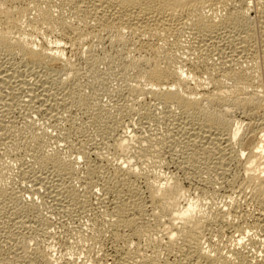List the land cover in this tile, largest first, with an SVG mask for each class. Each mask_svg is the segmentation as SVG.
Masks as SVG:
<instances>
[{
	"label": "rangeland",
	"instance_id": "1",
	"mask_svg": "<svg viewBox=\"0 0 264 264\" xmlns=\"http://www.w3.org/2000/svg\"><path fill=\"white\" fill-rule=\"evenodd\" d=\"M244 8L246 10V13L249 14L248 17L251 20V24L253 25L252 28H254V31H256L254 32L256 33L254 34L256 38L253 37L252 40L254 41H252L251 44L255 48L257 47L256 51L258 54L256 55V57L258 55L259 56L257 57V59L255 57V60L252 58H237L236 55H233V57L236 56L234 57V59L241 58V60L239 62L238 60H234L231 57L232 59L230 62V57L229 60L226 58L225 60L228 61H226L227 64L229 63L228 65L225 63L224 59H221L219 55H217L216 47L218 46L219 48H221L225 45L224 48H226V51L231 50L229 35L233 36V33L235 32L233 31V33H231L232 30L229 28L227 30L225 29L226 31L222 30L220 37L216 40V43L218 45H215L217 46L213 45L212 47L210 46V49H207L206 52H209L211 54L215 53L211 58L212 60H209L210 64L206 62L207 65L203 63L202 65L200 63L202 57L199 58V56H201L202 53L199 54L198 50L197 52L196 49L194 50V48H191L193 47L191 44L194 43L195 40L193 38V34L190 32V28L189 31L187 28H185L178 35H171V37H173H170L169 40L172 44H168L167 41H164V39H162L164 42L159 39L150 41V44H145L143 46L142 42H140L137 38L133 37L129 33H126L125 37L127 36L126 38H130L134 42L133 43L131 40H129V42L126 44L127 46L123 45L127 48L121 45L123 47L122 48L120 44L119 46H117L118 43L116 44L113 41L114 39H112V37L114 38L113 32V35H110L111 32L106 33L104 31V33L100 30H97L95 27H93L95 33L93 32V29H87L92 32V34H94L92 35L91 33L87 32L84 35L86 37L88 36L87 38H84L83 35H79L78 37L77 33H70L69 36L67 35L68 37L65 36L62 38V35L60 36V33H54V31H51L50 29L47 30V28L41 29V34L36 37V43L37 45L39 44L38 47L48 45L52 47H64V50L62 48L61 49L63 50L65 61L69 60L70 62L74 63L77 69L76 71H79L77 72V79L79 80V83L77 84V93L81 100L79 101V103L67 101V104L65 103L63 105H59V109H54V112L47 109L49 105H52L54 103L53 99L55 93L56 95L60 93H58L56 85L54 86L52 82H58L59 80L57 78H59L60 80L64 79V82L66 84V81L68 80V77L66 75H63L64 71L60 72V70H63L62 62H57L54 64L52 68H57V70L54 69V71L50 69L48 70L44 66L42 67V69L39 66L37 68V66L35 67L34 65H32V63H24L21 65L18 63V65H16V62L15 65L21 66L20 69L21 71H24V76L26 78H29V80L34 84L33 88L31 89L32 91L29 89L20 90L18 84L16 82L14 83L13 80H9L11 81V83L8 81L10 84L7 81V84H5L4 82L3 87L1 84L0 119H2V123L4 124V126L6 125L5 129L7 130L8 128V131L5 130L4 132L9 134V136L11 134L13 137L10 136L11 138L8 139L9 142L7 141L8 144L7 142H3L2 144L0 143V188L3 189V187H6L8 190L12 191L10 192L7 190L9 193H14L13 195H11V197L5 198L0 195V264H16V262L17 264H27L26 262L30 259H27V257H30L32 254L33 258L36 257L32 264H126L127 261V264H134L135 262L133 261L139 258L142 260L140 261L139 259L137 264H139V262H143V260L145 261V259L146 261H148V264H179L178 260L181 261V259H183V253L181 255V252H179V248L176 247L172 251L169 250L170 252L167 250L168 247L166 243L168 241L166 236H164L166 235V230L164 229L165 225L163 226V224H166L165 222H168V216H166V218L165 216H163L164 218L162 217V222L164 221L163 224H157V220L154 221L153 213L151 212V206H147V214H138L135 219L138 225L143 224L145 225V227H148L149 225V229L151 230L149 236L150 234L157 235L158 233H160L158 234V239L156 238L157 236H154L155 239L154 237L152 238V235L150 236L152 239H149L147 235L145 236V238L147 237V240L144 238V236L138 239V237L132 235L133 232L128 228L120 229L113 227L112 221L114 218L111 215L113 214V211L115 209V201H113L114 197L112 195L104 194L105 192L103 187H101L100 183H98L97 181H102L104 176H108V174L110 176H117L118 172L116 171V166H119L123 162L124 158H121L122 156L116 151V139L132 134L141 135L145 139L146 143L150 142L147 143L149 144L148 148L150 150H147L149 153L151 152V154L149 155H151L152 161H148V166H146L147 164H143V166L142 162L144 163V159L142 158V160L141 158H138L139 161L137 160V164L135 165H140L142 168H144V170L146 169L145 171H142L146 173L149 172L148 177L150 176L151 179L153 177H156V179L153 178V180L161 179L156 176L157 174L160 175L159 177L162 176V180H160V182L162 183L164 181H168L170 177L172 178L170 180H173L174 178L178 180L180 184H182L183 190H185L184 193H187V196L186 194H184L185 196L182 197L183 199L181 198L180 204H183L182 206H186V202L188 203L190 199V201L193 200L192 202L196 203V209H199L198 211L203 212L204 210V212H206L207 214L210 213L212 215L214 211L216 212L220 209L223 210L226 222L220 224L219 226H213L209 231V235L207 234L206 238L202 239V241H204V244L203 242L202 244L204 248L207 249V251L211 250V253H213V255H217L218 252L216 250L218 249L223 252V254L225 253L224 255L228 257L226 264H241L238 255L234 253V251L238 248V250L240 249V251L248 260L252 261V264H264V197L263 201L261 202V200L256 197L257 195H253V193L255 194V192L251 191L253 185L247 186L249 184V181L248 179H245L247 178V174H244L245 171H243V160L247 157V152L249 151L245 150V156L242 158V160H240L241 162H239V160L236 158L231 160L228 165H226L227 167H229H225V170H228L227 173L225 172V170L222 171L219 167H216L217 169H215L216 165H212L213 159H210V157H208V159H205L207 158V154L203 151V140L194 142L197 148L193 145V141L195 140L192 136H190V132L192 130H189L190 127L192 129L193 126L185 125L186 127H183V125L180 124L181 121L178 119L180 117V110L178 108H171L173 109L172 112H174L172 113L173 116H168L165 112V106L159 101L153 99L150 93L140 95L137 94L138 97L136 94L135 96L133 94L129 95L127 86L128 84H130L129 82H131L133 85L137 84L135 77L136 72L129 71V73L127 74L128 77H126L127 75L125 74L126 72L124 70L125 67H123L125 59H127L126 63H129L128 59L132 57L129 54H133V58H135L136 56V58L143 62V60L147 59L148 56H151V59L154 57H152V55H154L155 53L152 47L156 49L157 47L161 46L160 48L167 51H171L174 49L173 51H176L179 57H181L179 59L181 62L180 64H182L181 66L183 68L181 71L185 76H187V78L189 77V83L187 84L188 88L187 86H185L181 88L182 90H184L185 88L190 89V92L188 90H185L188 93H191V91H194V89L195 91L198 90V94L196 95L197 97L200 94L206 93L208 91L212 92V89H214V85L208 78L210 74H207V70H212L215 67L216 69L214 68V70L210 72H214L215 74L219 70L220 72L216 74H219L218 76H220V74L221 76H223L225 73H227L228 70H231L229 68L233 67L234 69L232 70H236L240 69V67L242 66L243 68L248 69V71L251 67V71H249V73L251 72V74H253V76H257V78L259 77L258 79L254 77L253 85L256 84L254 86L258 88L260 96L263 95L261 97L264 99V85L261 84L264 83V44H261V42L263 41L262 39H260L263 36V28L261 29V27H263L262 23L264 22V16H262L263 14L261 12L262 10H264L262 9L264 8V0H246V5H244ZM247 10L249 11V13ZM244 21L249 22L248 18H246ZM89 22L90 20L88 21V23ZM42 30H44L43 33ZM228 30L230 31V34H226V32H229ZM96 31H100L102 33L98 32V34ZM180 34H183V38L180 36ZM100 35L102 36L100 37ZM257 35L259 37H257ZM143 39L145 40V38ZM137 40L139 42H137ZM175 40H179V42H181L179 46L175 45V47H173L175 44L174 42H176ZM157 41L160 42L158 43ZM112 43L114 44L113 48ZM187 43L189 44V46ZM142 46L143 48H141ZM149 46L151 49L149 48ZM114 47L116 49H114ZM129 47L131 48L132 53L129 51ZM132 47H134L135 50L132 51V49H134ZM186 48H190V50H187ZM125 49L128 50V52H126ZM142 49L146 50L142 51ZM177 49L179 50L177 51ZM111 50H113L114 52ZM122 50H124L125 52ZM163 50H161V55H163L165 52ZM211 50L213 52H211ZM110 52L114 54V56L117 54L115 56L117 60L115 59V57H113L112 54L111 60L109 59L110 57L108 56H110ZM190 52L191 54H193L191 55ZM195 52H197L198 54H196ZM149 53H151V55ZM145 54L147 57H144ZM120 55L124 57H121ZM193 55H195L196 57H192ZM105 56L106 59H108L110 62L108 60L104 61L106 60L104 59ZM141 56H143L144 59H142ZM150 58L148 57L149 61L147 60L142 63L143 67H149L151 63ZM194 58H196L197 60ZM94 61L97 62L94 63ZM162 61L160 62L166 64L165 61ZM248 61L251 62L249 63ZM145 62L150 63H148V65ZM120 63L123 66L119 65ZM253 64L254 67H252ZM24 65L26 66V68ZM243 65H246L249 68ZM255 66L261 68L257 69ZM39 69L40 71H38ZM255 70H257L258 72ZM43 71L47 72L45 73ZM48 71L50 72L48 73ZM252 72H257L259 75H255L256 73ZM47 74L48 77H51L48 78L46 76ZM225 76H223V80H227V82L225 83H228L229 85H227L230 86L232 81L227 78L225 79ZM43 78L45 79V81ZM41 81H43V83H41ZM46 81H48L50 84ZM63 84L64 83H62V85ZM41 85H47L46 87L49 95L47 94V91L45 92L44 89L42 90L43 87ZM66 86L68 87V85H65V87ZM199 86L201 87L200 89H198ZM54 88L56 89V92H54ZM67 90L69 89L67 88ZM199 92L201 93L199 94ZM192 93L196 94V92ZM195 94L192 95L195 96ZM50 95H52V97ZM7 96H9V99L7 98ZM263 106L262 109L258 107L260 108L259 110L257 106H254L255 108L253 107L248 111H244V113L241 109H233V112H231V114L229 115V119H231L230 121L233 126H235L237 123L243 125V131H241L242 135H240L241 137L244 138L246 134L248 136L250 134H253V132L254 134L256 133L257 136L259 135L261 137V134L262 136H264ZM144 107H146V109ZM177 119L179 120V122ZM245 123H251L252 126L250 127L253 130L250 128L252 130L251 131L248 128V124L246 125ZM253 125L255 128L253 127ZM248 131L251 133L249 134ZM168 133L170 135H168ZM37 134L38 136H42L43 138H45V146L44 143L42 146V152H44L43 154L46 153L45 155L50 154V156H52L51 153L53 154L55 152L57 154V157L62 161L70 164L73 163L72 166L75 164V171L72 170V174H64L63 172L61 173L60 169L58 167L55 168L56 166L53 163H49L47 164V166H43L39 165V163L34 160L33 156L32 159L31 155H33L34 152L31 150H34L35 146H31V148L30 145H32V142L33 144H35L32 135L34 137ZM14 135L16 136L14 137ZM29 137L31 138L29 139ZM190 137L192 138V141ZM150 138L154 140H151ZM153 142L155 144H153ZM134 143L135 145L138 144V142L136 141ZM13 144L16 146H14ZM135 145L133 144V146L136 148L139 144L137 146ZM191 145L193 146L191 147ZM238 146L239 144L237 145V148L241 147ZM248 146L251 147V144L249 143ZM8 147H10V149H8ZM29 150L33 153L31 154ZM83 151L85 152L83 153L84 155L82 154ZM153 152L155 155H153ZM192 153L195 156H193ZM202 153L203 155H201ZM190 156L193 158H190ZM196 156H198L200 159H198V157ZM195 158L197 159V161ZM136 159L137 158L133 160L134 163H136ZM140 159L142 161H140ZM189 159H193V162L191 161L192 163H190ZM204 161L206 164L203 163ZM195 162L197 163L193 164ZM210 163L212 167L214 166L213 168L211 167ZM89 164L97 168V175L95 174V176L92 175L90 177L87 169L89 167ZM219 170H221L220 172H222L223 176L222 174H219ZM163 176H165L167 180H164L165 177L163 178ZM144 178L146 177L143 176L139 179L137 178L135 180L137 182L135 183L136 185L138 184L137 187L139 188V193H141L140 195L144 199H148L149 189L146 187L147 185H145L146 179ZM93 181L97 182L98 184L96 183V185L94 183L93 185ZM68 189L69 191L71 190L70 193ZM253 191H255L254 187ZM74 192H76V195H74ZM75 196H78V198L76 199ZM102 198H104V201H101ZM259 202L261 203L259 204ZM224 210L227 212V216ZM118 231L119 234L117 235H119V237L117 235H114L118 233ZM240 236H245L242 243L237 242ZM208 238L213 245L209 242ZM152 240H156L154 242L156 243V245L154 243V245H152ZM27 253L30 254L28 255ZM131 254H133L132 257ZM144 254L146 255V257ZM40 255L42 258L40 257ZM230 255L235 257H232ZM18 257L22 258L19 259ZM44 257L50 259V262H44ZM126 257L130 258L126 259ZM134 258L136 259L134 260ZM13 259H16L14 263Z\"/></svg>",
	"mask_w": 264,
	"mask_h": 264
},
{
	"label": "bare ground",
	"instance_id": "2",
	"mask_svg": "<svg viewBox=\"0 0 264 264\" xmlns=\"http://www.w3.org/2000/svg\"><path fill=\"white\" fill-rule=\"evenodd\" d=\"M244 5H246V0H0V87H1V84L3 87L4 82H5V84H7L6 81L8 82L9 80H11V81L13 80L14 83L16 82L18 84L20 90L21 89L31 90L33 88L34 84L29 80V78H26L24 76V74H23L24 71H21V69H20L21 66H16V65H18V63L20 65L24 64V63L25 64L26 63L27 64L32 63V65H34L35 67L37 66V68L39 66L42 69V67L44 66L48 70L50 69V70L54 71V69L57 70V68H54V69L52 68L54 66V64L57 62L58 63L62 62L63 70H60V72L64 71L63 75L64 76L66 75L68 77V80L66 81L68 84L67 83L65 84L64 79H62V78H61L62 80L57 78L59 80L58 82L55 81L57 83L52 82L54 84V86L56 85V89H57L58 93L59 92L60 93L57 94L59 96H57L55 93V96L53 99L54 103L52 105H49L47 109L49 111H51V110L53 111L54 109L57 110V108L59 109V105H61V104L63 105L65 103L67 104V101H71L73 103L74 102L79 103V101L81 100V98H79L78 93H77V87H78L77 84L79 83L78 82L79 80L77 79V77H78L77 72H79V71H76L77 69H76L74 63L70 62L69 60L65 61L64 56H63V50H64L63 48L64 47L63 48L61 46L52 47L49 45H48L49 47L48 46L38 47L39 44L37 45V43H36V39H37L36 37L39 36V34H41L42 28H44V29L47 28V30L50 29L51 31H54V33L55 32H57L58 34L60 33V36L62 35V38H63L67 35L69 36L70 33L71 34L77 33L78 37H79V35L84 36L87 32L92 34V32H90L87 29H90V30L93 29V32H94L93 27H95L97 30H100L102 32H104V31L106 33L111 32L110 35L113 32L114 38L112 37V39H114L113 41L116 44L118 43L117 46H119V44H120V46L126 45L129 42V40H131L130 38L129 39L126 38L127 36L125 37L126 33L127 34L129 33L133 37L137 38L140 42H142L143 46L145 44H150V41L159 40V39H161V40L164 39V41H167L168 44H172L169 40L171 35H175V34L178 35L185 28H187L189 31V28H190V30H191L190 32L193 34V38L195 40L194 43H192V42H191L192 44L190 43L193 47H191V46L190 47L194 48V50L196 49V51L198 50L199 54L202 53L201 56L198 55L199 58L202 57L201 58L202 60L200 62L201 64L202 63L206 64V62H208L210 64L209 60L214 56L215 53H212L213 54L212 55L211 53L206 52L207 49H210V46L212 47L213 45L217 44L216 40L220 37L222 30L224 31L225 29L227 30L229 28L232 30L231 33H233V31L235 32V33H233L234 34L233 36L229 35L230 40L228 38V40L230 41L229 43H231V46H230L231 50L230 51L232 53L230 51L225 50L226 49V48H224L225 45H224V47L219 48L217 46L218 45L217 44V45H215V46H217L216 47L217 55H219V57L221 59H224L225 63L227 61V60H225L226 58L229 60V57H230V62H231V59L232 58L234 59V57H236V56H237V58L243 57L246 59L247 58L255 59L256 55L258 54L256 51L257 47L255 48L251 44V42L254 41L252 39H253V37H255L254 34H256V33H254V32H256V31H254V28H252L253 25L251 24V20L248 17L249 14L246 13ZM262 9H264V8H262ZM248 13H249V11H248ZM261 13L263 14V15L262 14L261 15L264 16V10H262ZM246 18H248L249 22L244 21ZM88 19L90 20L89 23H88V21H89ZM259 22H261V21H259ZM262 24H263V27H261V26L260 27H261V29L263 28L262 29L263 30L262 31L263 36L260 39H262L263 42H261V44L263 45L264 44V22ZM27 27L28 28L30 27V28L28 29ZM100 31H98V32H100ZM43 32H44V30H42V33ZM102 32H100V33H102ZM227 33L230 34V31L226 32V34ZM223 34H224V32H223ZM92 35H94V34H92ZM101 36L102 35H100V37ZM180 36L182 37L183 34H180ZM180 36H178V37H180ZM85 37L86 36H84V38ZM128 37H129V35H128ZM257 37H259V36L257 35ZM62 38H61V40H62ZM143 38H145V40ZM138 40H137V42H139ZM131 41L133 42V40H131ZM180 42L178 40V41L174 42L175 44L173 43L174 46L173 45L172 46L173 47H175V45L179 46ZM131 45H133V44H131ZM113 46H114V44L112 45V48H113ZM140 46H141V43H140ZM143 46L141 48H143ZM188 46H189V44H188ZM123 47H125V46H123ZM160 47H157L158 49L157 48L155 49L152 47V49L155 53H154V55H152V57L154 56L152 59L150 58L151 56H148L150 58V62H151V63L148 62V63H150V65L147 62H145L146 64L149 65L148 68L143 67V65H142V63L144 61H147V60L149 61L146 54L144 57H147V59L143 60V62L141 60H139L138 58H136V56H135V58H133L134 57L133 54L132 55L129 54L130 56H132L131 57L132 59L131 58L128 59L129 63H126L127 59H125V63L122 61L124 63L123 64L124 66L121 64L122 62L119 64V65H122L123 67H125L124 70L126 72L125 73L126 75L129 73V71L136 72L135 73L136 76H135V74H134V76L136 77L137 84L133 85L131 82H129L130 84H128V86H127L129 95L133 94L135 96V94L140 95V94H149L150 93L151 96L153 97V99L159 101L161 104H163L165 106V112L168 116H170V115H172V113H174V112H172L173 109H171V108H173V107L178 108L180 110V117L178 118L181 121L180 124L183 125V127L185 125L186 126H189V125L193 126L192 129H191V127L189 129V130H192L191 132L189 131L190 136H192L193 139L195 140V141H193V145L196 147L194 142H196V141L198 142V140H201V141L203 140V144H202L203 151H204V153L207 154V158H205V159H208V157H210V159H213L212 165L213 164H214V166L216 165L215 169H217L216 167H219L222 171H224L225 167H227L226 165H228V163L235 158L238 159L239 162H241L240 160H242V158L245 156V150L246 151L248 150L249 152H247L248 153L247 157L243 160V165H244L243 171H245L244 174L245 173L247 174L246 175L247 178H245V179H248V181H249V184L247 183L248 184L247 186L253 185L255 191H253V187L252 188L250 187L251 191L255 192V194L253 193V195H257L256 197H258L262 202L263 197H264V136H262V134H261V137L259 135H258L259 136L258 137L256 135V133L254 134V132H253V134H250L251 132H249V131L252 129L250 127V126H252V124L251 123L250 124L245 123L246 125L248 124V128L249 129L251 128V129L248 131L250 135L247 136V134H246V136L243 138L240 136V135H242L241 131H243L242 130L243 125L240 123H237L236 125L234 124L235 126H233V124H231V121H230L231 119H229V115L231 114V112H233V109H235V108L243 110V113H244V111H248V110L252 109L254 106L255 107L257 106V108L260 107L262 109V106L264 105V102H263L264 99L261 96H263V95L260 96L258 88L256 86H254L256 84L253 85L254 77H256V79H258L259 77L257 78V76H253V74H251V72L249 73V71H251V67H250L249 71H248V69H245L242 66L240 67V69H236V70H232L234 68L231 67V68H229V69H231L230 71L226 70L227 73H225L224 75L222 74L223 76L226 75L225 79L227 78V79L232 81L230 86H228L229 84L227 83L228 84L227 85L225 83V82H227V80L224 81L223 76H221V74H220V76H218L219 74L218 75L216 74V73L220 72L218 70V68H217L218 72L215 73L216 75L214 74V72H210V71L214 70V68H215L214 67L212 70H207V72H208L207 74L208 75L210 74L208 78L210 79V82L214 85V89H212L213 91L212 92L208 91V92L203 93V94H200L201 92H199V94L202 96L199 95L197 97L196 95L198 94L197 93L198 90L196 89L197 91H195V89L193 87L194 91H191V93L196 92V94L192 93V94H195V96H193L191 93H188L185 91V90H188L190 92V89H186V88L184 90L181 89L185 86H187V88H188L187 84L189 83L188 82L189 77L187 78V76H185L184 73L181 71L183 69L181 66L182 64H180L181 62L179 60L181 57H179V55L176 53V51L175 52L173 51L174 49L171 51L170 50L167 51L165 49L163 50ZM181 47H183V46H181ZM125 48H127V47H125ZM132 48H134V47H132ZM149 48H150V46H149ZM114 49H116V48L114 47ZM113 50H111V51H113ZM133 50H135V48L132 49V51ZM145 50L142 49V51H145ZM161 50L165 51L163 55H161L162 54ZM175 50H176V48H175ZM178 50L179 49H177V51ZM187 50H190V48H188ZM122 51H124V50H122ZM125 51L128 52V50H126V49H125ZM129 51L131 52V48L129 49ZM115 52H116V50H115ZM119 52H121V51H119ZM197 52H195V53L198 54ZM211 52H213V51L211 50ZM151 53H149V54L151 55ZM229 53H231V54H229ZM111 54L112 53L110 52V56H108V57H110L109 58L110 60H111ZM190 54H191V52H190ZM112 55H113V57H115L117 54L115 56H114V54H112ZM233 55H236V56L233 57ZM120 56L124 57L122 55H120ZM194 56L195 55H193L192 57H194ZM125 57H126V55H125ZM127 57H128V54H127ZM144 57L141 56L142 59H144ZM257 57H256V59H257ZM139 58H140V55H139ZM104 59H106V56ZM115 59H116V57H115ZM194 59H196V58H194ZM107 60L108 59H106L104 61H107ZM162 60L165 61L166 64L161 63L160 61H162ZM234 60H238L240 62L241 58L240 59H234ZM16 62H17V64H16ZM95 62H97V61H94V63ZM194 62H196V61H194ZM113 63H114V61H113ZM110 65H111V63H110ZM193 65H195V64H193ZM243 66L248 67L246 65H243ZM198 67H197V69H198ZM252 67H254V64ZM25 68H26V66H25ZM256 68L260 69L261 67L258 68V66H257ZM256 68H254V69H256ZM43 69H45V68H43ZM217 70H215V71H217ZM38 71H40V69ZM255 71H257V70H255ZM43 72H45V71H43ZM49 72L50 71H48V73ZM257 72H252V73H256L255 75H257L258 74ZM204 75H205V73H204ZM46 76L48 77V74ZM50 77H48V78H50ZM126 77H128V75ZM206 77H207V75H206ZM260 77H262V76H260ZM11 81H9V82L11 83ZM44 81H45V79H44ZM51 81H52V79H51ZM35 82H36V80H35ZM46 82H48V81H46ZM41 83H43V81H41ZM62 83H64V84L62 85ZM203 83H204V81H203ZM53 84H51V85H53ZM199 84H201V83H199ZM261 84L264 85V83H261ZM65 85H68V87L67 86L65 87ZM198 85H196V86H198ZM35 86H37V85H35ZM41 86L43 87L42 90L44 89V91L46 92L47 91V87H46L47 85H41ZM201 86H203V85H201ZM67 88L69 90H67ZM200 88L201 87L199 86L198 89H200ZM56 89L54 92H56ZM22 94H23V91H22ZM27 94H28V92H27ZM47 94L49 95V92ZM2 95H3V93H2ZM32 95H33V92H32ZM138 95H137V97H138ZM50 96L52 97V95H50ZM8 97L9 96H7V98ZM4 103H5V101H4ZM8 104H10V103H8ZM5 105H6V103H5ZM144 108L146 109V107H144ZM260 108H258V110ZM163 119H164V117H163ZM174 119H175V116H174ZM65 120H66V118H65ZM179 120H178V122H179ZM177 125H178V123H177ZM196 126H199V127H196ZM253 127H254V125H253ZM5 128H6V125L4 126V124L2 123V119H0V143L1 144L3 142H7V141L9 142L8 139L13 137L11 134H10V136H11L10 137L9 134L4 132L6 130ZM181 128H182V126H181ZM6 131H8V128ZM200 131H202V132H200ZM168 135H170V134L168 133ZM15 136L16 135H14V137ZM30 138L31 137H29V139ZM32 138H34L35 144H33V142L31 141L32 145H30V144L29 145H30V147L35 146V148H34V150H31L34 153L29 150L31 154L33 153V155H31L30 153L29 154L31 155V157L32 156L34 157V160L37 163H39V165H43V166L46 165L47 166V164L53 163L56 166L55 168L58 167L60 169L61 173L63 172L64 174L65 173H69V174L71 173L72 174V170H74L75 164L72 166L73 163L70 164V163L62 161L60 158L57 157V154L55 152H54L55 154L51 153L52 156H50V154H47L48 155L47 156V155H45L46 153L43 154L44 152H42V149H43L42 146H43L45 138H43L42 136H38V134L35 135L34 137L32 135ZM150 139L154 140L152 138H150ZM116 140H117L116 145H115L116 151L122 156V157L120 156L121 158H124L123 162L119 166H116L117 167L116 171L118 172V174H117V176L113 175V174H112L113 176H110L108 174V176H104V178L102 176V178H103L102 181L101 180L97 181L98 183H100L101 187H103L104 192H105L104 194L112 195L114 197L113 201H115V209L113 208L114 211H113V214L111 215L114 218L112 221L113 227L120 228V229L121 228H128L133 232L132 235H135L136 237H138V239H140V237H143V236L145 238L146 235L148 236L149 239H152L154 236H157L156 238L158 239V234H160V233H158L157 235L150 234V236L152 235L151 236L152 238H151L149 236V233H151L150 232L151 230L149 229V225H148V227H145V225H143V224L138 225L136 222V219H135V217H137L138 214L139 215L147 214L146 213L147 212V206H151V209H152L151 212L153 213L154 221L157 220L156 221L157 224H159V225L163 224L164 221L162 222V217L165 216V218H166V216H168V218H167L168 222H165L166 224H163V226L165 225L164 229L166 230V232H165L166 235H164V236H166L167 241H168L167 243L165 242L167 244V247H168V249H167V247H166V249L168 251L169 250L172 251L176 247L179 248V252H181V255L183 253V257H182L183 259H181V261L178 260L179 264L180 263L181 264H226L228 257L224 255L225 253L223 254V252H221L220 250L215 249L218 253H217V255L216 254L213 255V253H211V250L207 251V249L204 248V246H203L204 241H202L203 238L204 239L206 238L207 234L209 235V233H210L209 231L211 230V228L213 226H216V225L219 226L220 224H223L226 222V218H225V214H224L223 210L218 209L219 211H216V212L214 211L215 213L213 212L214 214L212 213V215L210 213L207 214L206 212H204V210H203V212L198 211L199 209L198 210L196 209V206H197L196 203L192 202L193 200L190 201V199H189L190 202L187 199L188 203L186 202V204H187L186 206H182L183 204L182 205L180 204L181 198L185 196L184 194H186V196H187V193L186 192L184 193L185 190H183L182 184H180V182L178 180H176L175 178L173 180H170L172 178L168 177L169 178L168 181L165 182L164 180L166 179V177L163 176V178L164 177L165 178L163 180L164 182L162 183V182H160V180H162V176L159 177L160 176L159 174H157L156 176H158V178H161V179L155 180L156 177H153V178H155L153 180V178L151 179L150 176L148 177L149 172L148 173L143 172L146 169L144 170V168H142L140 165H138V166L135 165V164H137L138 158L144 159V163L142 162V165L149 163L148 161H151V155H149V154H151V152L149 153L147 150V149H149L148 148L149 144H147V143H150V142L146 143L143 136L136 135V134L123 136V137L116 139ZM155 140H156V137H155ZM135 141L138 142V144H139V145L137 144L138 146L135 145V143H134ZM191 141H192V138H191ZM8 142H7V144H8ZM249 143L251 144V147L248 146ZM133 144L137 147L135 148L133 146ZM153 144H155V143L153 142ZM238 144L241 147L238 146L239 148H237ZM193 145H191V147ZM14 146H16V145H14ZM44 146H45V143H44ZM8 149H10V147H8ZM28 149H30V148H28ZM197 151H199V150H197ZM83 153H85V152L83 151L82 154ZM153 155H155L154 152H153ZM201 155H203V153ZM193 156H195V155L193 154ZM198 156H200V155H198ZM198 156H196V157H198ZM33 157H32V159H33ZM135 158H137L136 163L133 162V160ZM190 158H193V157L190 156ZM141 159H140V161L143 160V159L142 160ZM198 159H200V158L198 157ZM191 161L193 162V159L190 160V163H192ZM196 161H197V159H196ZM198 162H199V160H198ZM196 163L197 162H195L193 164H196ZM203 163H205V161ZM210 165H211V163H210ZM212 165H211V167H212ZM146 166H148V164ZM149 167H147V168H149ZM198 167H199V165H198ZM87 169H88V174L90 175V177L92 175L95 176V174L97 172L96 167L89 164V167ZM57 170H55V171H57ZM221 170H219V172ZM227 171L228 170H225L226 173H227ZM151 172H152V170H151ZM217 174H218V172H217ZM219 174H222V172H220ZM143 176L146 177V178H144V179H146L145 185H147L146 187L149 189L148 190V192H149L148 199L147 198L144 199L140 195L141 193H139L140 191H139V188L137 187L138 184L136 185V183H135V182H137V181H135L137 178L139 179L140 177H143ZM222 176H223V174H222ZM87 177H88V175H87ZM97 182L93 181L92 183L94 185V183L96 184ZM245 182H246V180H245ZM245 185H246V183H245ZM5 188L4 187H3V189L0 188V195L4 198L5 197H11V195H13L14 192L11 194L8 191H10V192H12V191L8 190L7 188L5 189ZM68 191H69V189H68ZM70 191H69V193H70ZM74 195H76V192H74ZM71 196H73V195H71ZM77 198H78V196L76 197V199ZM185 198H184V200H185ZM101 201H104V198H102ZM261 202H259V204ZM226 216H227V212H226ZM224 218H225V220H224ZM21 219H23V218H21ZM110 222H111V220H110ZM140 222H138V223H140ZM119 231H118V233H116L114 235L119 234ZM123 231H124V229H123ZM162 231H161V233H162ZM127 232H128V230H127ZM123 234H124V232H123ZM117 236L119 237V235H117ZM244 237L240 236V238H238L237 242L242 243V241H244ZM144 238H143V240H144ZM132 239H133V237H132ZM154 239H155V237H154ZM155 241L156 240H152V245H154V244L156 245V243H154ZM149 242H150V240H149ZM202 242H203V244H202ZM209 242L212 244L210 239H209ZM234 253L236 255H238V258L240 259L241 264H252V261L248 260L245 257V255L240 251V249L238 250V248H237L234 251ZM27 254L29 255L30 253H27ZM137 254H138V251H137ZM37 255H39V254H37ZM132 255L133 254H131V257H132ZM17 256H19V255H17ZM21 256H23V255H21ZM32 256H33V254L30 257L24 256V257H27V259L30 258L26 262L27 264H29V263L32 264V262L35 260L36 257L33 258ZM134 256H135V254H134ZM230 256H232V255H230ZM40 257H41V255H40ZM145 257H146V255H145ZM232 257H235V256H232ZM21 258H19V259H21ZM129 258L130 257H128V258L126 257V259H129ZM43 259H44V262L46 261V263L50 262V259H48L46 257H44ZM135 259L136 258H134V260ZM139 259H136L137 261L136 260L133 261V262H135L134 264H137ZM239 259H238V261H239ZM15 260L13 261V263L15 262ZM141 260L142 259H140V261ZM121 262H123V261H121ZM127 263H128V261H127ZM16 264H17V262H16ZM139 264H148V261H146V259H145V261L143 260V262H141V263L139 262Z\"/></svg>",
	"mask_w": 264,
	"mask_h": 264
}]
</instances>
